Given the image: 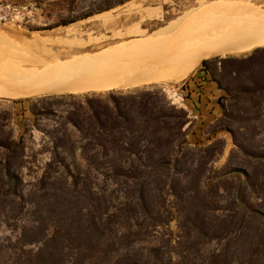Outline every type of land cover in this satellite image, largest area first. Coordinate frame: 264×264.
<instances>
[{"label": "rangeland", "instance_id": "obj_1", "mask_svg": "<svg viewBox=\"0 0 264 264\" xmlns=\"http://www.w3.org/2000/svg\"><path fill=\"white\" fill-rule=\"evenodd\" d=\"M13 1L22 7L20 13L14 21L0 20V33L13 42L21 43L24 38L31 39L32 34L37 31L41 35L71 40L72 50L95 52L109 45L149 38L152 31L187 11L193 10L203 16L222 4L238 0H127L110 8L112 12L107 18L84 21L97 14L94 13L56 27L52 26L93 12L94 9H102L115 0ZM248 1L264 6V0ZM67 26H72V33L66 34ZM88 40L86 45H78ZM45 48H52L53 52L68 50V47L56 44L46 45ZM207 60L213 75L228 89L226 99L223 100V117L217 127L224 129L223 134L229 146L221 153V140H215L209 146L185 144L176 157V162L169 165V185L174 190V195L169 190L168 196L169 240L172 239V246L175 245L174 251L185 250L188 245L194 247L182 259L183 264H211L209 257L213 254L217 255L214 256L217 264H264V243H230L225 246L223 242L217 244L201 236L183 245L174 244L176 235L194 230L192 222L208 232L217 228L233 232L243 218L242 229L247 232L246 238L253 232L264 230V216L260 214H264V46L244 52L212 55ZM196 68L197 66L194 70ZM186 77L179 81L108 90L0 96V140L5 143L0 146V168L10 165V169L21 176L22 188L28 187V183L41 173L42 166L49 160L52 142L47 131L62 127L72 141L79 138L62 114L84 107V96L96 106L98 100L110 104L106 98L109 92L114 95L119 92L134 95L138 90L147 89L157 92L162 103L169 106L170 113L173 109L184 110L183 100L178 96L182 95L184 98L179 87ZM15 99L23 101L15 104ZM32 109L50 111V115L35 116ZM185 120L182 130L188 122L187 114ZM176 121L177 119L169 118L170 125H174ZM187 129L183 130V136L177 135L176 129L169 130V158L174 159L172 144L170 145L172 138L180 136L185 140ZM19 138L20 145L13 151L11 144ZM78 146V142L74 143V162L76 169L85 177L89 168L79 157ZM227 171L229 173L225 174ZM95 181L99 188L106 184L100 176ZM82 182L85 183V180ZM244 182L250 187H245ZM8 201L6 199V203ZM250 210H254L255 215L252 216ZM7 228L9 226L1 225L0 231L5 232ZM172 256L173 259H178L173 254Z\"/></svg>", "mask_w": 264, "mask_h": 264}, {"label": "trees", "instance_id": "obj_2", "mask_svg": "<svg viewBox=\"0 0 264 264\" xmlns=\"http://www.w3.org/2000/svg\"><path fill=\"white\" fill-rule=\"evenodd\" d=\"M125 1L115 0L52 27ZM199 63L227 93L207 58ZM106 98L110 104L98 100L95 106L84 96V107L62 114L78 134L76 141L62 127L46 132L52 142L50 157L28 187L22 188L21 176L10 165L0 168V226H9L0 231V264H183L182 259L194 248L188 245L174 251L169 240V190L174 195L169 165L176 162L185 145L180 136L173 137L174 159L169 158V130L184 135L186 111L173 109L169 113V106L157 92L147 89L134 95L109 92ZM22 101L15 99L13 103ZM219 105L223 108V102ZM32 112L35 116L50 115V111ZM169 118L177 123L170 125ZM77 142L78 155L89 168L85 177L74 162ZM18 145L20 138L11 149L15 151ZM99 176L106 183L102 188L95 181ZM244 185L250 187L247 182ZM254 212L250 210L252 216ZM243 223L242 218L233 232L219 228L208 232L192 222L197 229L179 233L174 244L183 245L201 236L225 246L264 243V230L246 238ZM214 256L209 257V263L217 264Z\"/></svg>", "mask_w": 264, "mask_h": 264}, {"label": "bare ground", "instance_id": "obj_3", "mask_svg": "<svg viewBox=\"0 0 264 264\" xmlns=\"http://www.w3.org/2000/svg\"><path fill=\"white\" fill-rule=\"evenodd\" d=\"M111 12L105 10L84 21ZM65 29L66 34L73 32L72 26ZM32 35L17 43L0 33V96L108 90L182 80L209 56L264 46V6L238 0L203 16L187 11L152 31L149 38L95 52L72 50L71 40L60 36L37 31ZM50 44L68 50L53 52L45 48Z\"/></svg>", "mask_w": 264, "mask_h": 264}, {"label": "crops", "instance_id": "obj_4", "mask_svg": "<svg viewBox=\"0 0 264 264\" xmlns=\"http://www.w3.org/2000/svg\"><path fill=\"white\" fill-rule=\"evenodd\" d=\"M182 106L186 111L188 122L183 129L187 146L197 147L209 146L215 140H221V153L228 149V140L223 134L224 129L217 127L223 117V108L219 102L226 99V93L219 88L217 82L213 80L209 73L201 67L191 72L180 84Z\"/></svg>", "mask_w": 264, "mask_h": 264}, {"label": "built area", "instance_id": "obj_5", "mask_svg": "<svg viewBox=\"0 0 264 264\" xmlns=\"http://www.w3.org/2000/svg\"><path fill=\"white\" fill-rule=\"evenodd\" d=\"M21 8L22 7L13 0H0V20L14 21L16 16L20 13ZM178 97L182 100V95Z\"/></svg>", "mask_w": 264, "mask_h": 264}, {"label": "water", "instance_id": "obj_6", "mask_svg": "<svg viewBox=\"0 0 264 264\" xmlns=\"http://www.w3.org/2000/svg\"><path fill=\"white\" fill-rule=\"evenodd\" d=\"M99 13V12H98Z\"/></svg>", "mask_w": 264, "mask_h": 264}]
</instances>
